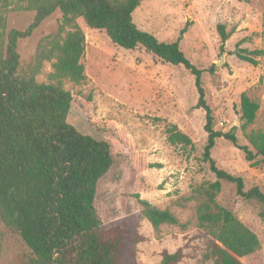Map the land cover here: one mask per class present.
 I'll return each mask as SVG.
<instances>
[{"label":"trees","instance_id":"obj_1","mask_svg":"<svg viewBox=\"0 0 264 264\" xmlns=\"http://www.w3.org/2000/svg\"><path fill=\"white\" fill-rule=\"evenodd\" d=\"M145 0H0V220L9 233L17 234L29 248L24 264H120L124 236L117 228H108L95 207L99 181L114 164L111 145L81 133L68 122L72 103L84 110L88 123L97 131L111 134L126 150L127 161L139 173L137 196L144 215L159 229L162 224L179 225L169 210H161L141 193L161 189L144 174L156 167L148 153L139 151L125 127L114 120H95L92 95H74L64 88L65 81L81 85L87 82L82 62L86 36L77 20L82 18L93 29L105 31L112 43L127 50L143 47L165 63L184 66L195 77L199 94L196 107L206 113L208 141L203 159L216 181L201 186L202 198L197 208L200 228L212 236L204 255L206 264H245L242 259L261 249L257 234L226 207L217 203L222 182L236 186L237 195L255 201L264 219V190L245 189V180L220 168L212 157L217 140L224 138L242 150L252 166L264 164V131L248 128L256 121L260 104L242 93L241 130L249 145L241 146L236 134L215 130V117L206 99L202 83L204 70L195 66L181 49L185 34L174 42L159 41L141 30L133 14ZM250 3L252 0H240ZM35 11L26 30H7L8 9ZM56 11L62 13L59 32L39 44L28 70L21 66L19 43L31 37ZM264 26V23H263ZM221 49L230 33L218 25ZM238 44L236 55L254 66L264 50H248ZM45 62L52 63L48 82L40 83ZM214 71V68L211 69ZM172 145L192 146V139L176 126L167 129ZM180 248L162 252L159 264H178L183 259Z\"/></svg>","mask_w":264,"mask_h":264},{"label":"rangeland","instance_id":"obj_2","mask_svg":"<svg viewBox=\"0 0 264 264\" xmlns=\"http://www.w3.org/2000/svg\"><path fill=\"white\" fill-rule=\"evenodd\" d=\"M35 14L13 5L6 14L7 30H26ZM133 18L141 30L162 42H174L186 30L181 49L204 70L202 83L214 113L215 130L228 132L237 127L239 144L249 145L240 122V98L247 93L260 104L248 131H264V56L254 66L236 55L238 44L243 49L264 50V0H145ZM61 22L62 13L56 11L31 37L20 41L23 70L33 63L39 44L59 32ZM77 22L86 36L82 62L88 80L81 85L65 81L64 88L74 95H92L95 120H114L126 128L139 151L148 153V161L156 167L144 174L161 189L141 193L140 199L171 211L180 222L162 224L159 229L152 225L139 202L136 186L140 173L128 163L127 150L111 134L92 127L74 101L68 122L81 133L111 145L114 164L99 181L95 207L106 227L123 233L120 264H159L164 250L174 253L180 248L184 257L178 264H206L204 255L212 236L198 225L197 208L202 202L198 190L217 178L203 159L208 141L206 113L196 107L199 94L194 75L184 66L161 61L143 47L127 50L115 45L105 31L88 27L82 18ZM220 24L230 33L225 51L221 49ZM222 55L224 63L218 66ZM52 70V63L45 62L37 80L48 82ZM172 126L187 134L194 147L170 144L166 132ZM212 157L220 168L243 177L246 190L254 186L264 190V164L252 166L230 141L218 139ZM217 203L233 211L261 241V249L242 261L264 264V219L258 204L238 196L236 186L225 181ZM29 254L21 238L9 233L0 220V264H24Z\"/></svg>","mask_w":264,"mask_h":264},{"label":"water","instance_id":"obj_3","mask_svg":"<svg viewBox=\"0 0 264 264\" xmlns=\"http://www.w3.org/2000/svg\"><path fill=\"white\" fill-rule=\"evenodd\" d=\"M225 55H222L221 61L218 62V66L222 65L224 63Z\"/></svg>","mask_w":264,"mask_h":264}]
</instances>
